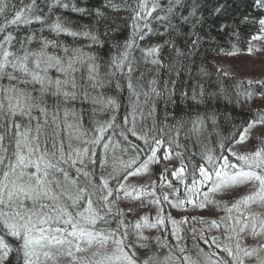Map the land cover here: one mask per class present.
<instances>
[{
    "label": "snow or ice",
    "instance_id": "6c2138e0",
    "mask_svg": "<svg viewBox=\"0 0 264 264\" xmlns=\"http://www.w3.org/2000/svg\"><path fill=\"white\" fill-rule=\"evenodd\" d=\"M243 2L252 11L239 23L256 26L246 49L251 54L260 50L252 42L264 41V0ZM41 4L47 13L37 0L19 9L0 0V264H191L181 244L190 222L201 225L191 233L209 247L206 264H264V131L258 146L247 143L254 129L264 128V106L252 107L264 101V78L236 81L230 89L181 87L183 115L174 99L179 68L215 39L202 31V0H102L91 11L72 4L73 11L95 19L78 27L49 15L69 8L65 0ZM231 6L217 0L209 15L219 18ZM33 23L39 30L19 36L9 30ZM226 28L221 23L216 30ZM122 34L126 38L101 54L107 39ZM230 36L239 39L237 28ZM214 47L217 55L237 53L234 45ZM145 71L155 75L148 78ZM161 71L170 78L162 87ZM200 72L209 75L203 67ZM125 89L128 112L117 134L121 104L110 93ZM158 104L163 122L157 120ZM201 136L213 146L187 154L181 140L198 142ZM161 149L167 163L160 184L128 183L160 161ZM160 186L168 191L158 195ZM124 200L154 206V219L143 215L125 223L119 207ZM189 209L214 211L215 218L172 214ZM162 250L167 254L161 259Z\"/></svg>",
    "mask_w": 264,
    "mask_h": 264
},
{
    "label": "trees",
    "instance_id": "16d2710c",
    "mask_svg": "<svg viewBox=\"0 0 264 264\" xmlns=\"http://www.w3.org/2000/svg\"><path fill=\"white\" fill-rule=\"evenodd\" d=\"M7 2L10 3L11 5H15V7L19 9L20 7L26 5L29 2V0H7ZM65 2H68L70 4L69 8L67 9L61 8V7L54 8L52 13H50L49 15L50 16H60L61 18H66L67 20L71 21L73 27L84 26V25L91 26L95 23V19L91 15L73 11L71 7L72 4H75L77 7L86 8L89 11L100 7L102 4V0H65ZM216 2L217 0H202V3H203L202 15L205 18V24L203 25L202 31L204 33H208L211 36L215 37V39L211 41L210 43H206L199 55L192 57L190 60H186L184 62L183 67L179 68L181 72V76L177 80V89H176L177 95L174 97V99L176 100L177 104L180 105L181 115H183V111H184V100H183V97L179 95L181 87L187 88L189 85H194L196 83H202L204 87L208 90H215L216 87L221 84H224L230 89L231 86L236 81H241L240 79H237L235 76H231L229 74L227 78L223 77L222 75L217 74L216 69L218 68L217 67L215 68V65L212 63V57L216 55V51L214 47L215 44H219L220 46L224 47L226 50H228L230 46L232 45H234L237 50L243 49L244 46H246V42L248 41V38L252 34H255L256 26L250 25V24L248 25L240 24L239 19L241 15L247 14L248 12H251L252 10L247 9L244 6L243 0H230V3L232 6L228 8L227 12L223 16L216 18V17L209 15V10L211 9L212 6L216 4ZM37 3L40 4L41 7H44V13L48 12L47 7L41 4V1L37 0ZM7 11L9 15H11L13 9L10 7ZM44 13H41V14L43 15ZM221 23L228 25V28L225 29L224 33H218L216 30L219 24ZM40 27L41 26L39 24L33 23L32 25H29V26H24V25H20L18 27L13 26L9 30L13 31L15 35L19 36V35H22L28 32L37 31L39 30ZM121 27H123V25H121ZM233 28H237V30L239 31V39H236L230 36L231 30ZM45 35H48L47 31L45 32ZM124 38H126V35L122 34L115 38L107 39L105 41V48L100 50L101 54H103L104 52H107L110 45L112 43H115L116 39L123 40ZM60 39L64 40L67 43L72 42L71 37L61 36ZM153 42H156L155 39ZM170 52H171L170 49H166L163 53L166 61H168L171 58ZM201 67L207 70L209 74L207 77H204L201 75V72H200ZM221 73H224V72L221 71ZM145 75L146 77L151 78L152 76L155 75V73L145 71ZM173 78L175 79V77ZM158 79L160 81L161 87L165 83L170 82L169 75L164 73L163 71L159 73ZM110 94L115 95L121 104L120 111L116 115L117 127L115 131L118 134L120 131L119 126L121 123V118L122 116L126 115L128 112L129 93L127 89H125L122 92H119V93L112 92ZM169 107L172 108L171 105ZM252 107L254 108V103ZM223 108H224L223 102L221 101L220 102L221 111H223ZM163 110L164 109H163L162 104H158L157 105V120H159L160 122H163V116H162ZM172 110L175 111L176 109L172 108ZM229 111H231V106H229ZM237 111H239V109H237ZM108 116L109 114H105L104 116H101L100 119L102 120L107 119ZM168 123L170 124L172 123V121L169 120ZM221 131H223V129H221ZM182 136H183V133H182ZM121 138H119V136L117 135L115 139H119L121 141L120 147H124L125 146L124 141L122 140L123 138L122 139ZM129 140L132 143L139 145L141 148L144 147L143 142L137 140L135 137L129 136ZM181 143L186 145L187 154H196L202 150H205L206 148H210L213 146V143L211 141L205 140L203 136L200 137L198 142H193L192 140L182 139ZM96 151H97V155H101L103 153L102 148H98L96 149ZM161 152H163V149H161ZM115 154L116 155L121 154L119 147L116 149ZM192 158L194 162L199 161L198 155H194Z\"/></svg>",
    "mask_w": 264,
    "mask_h": 264
},
{
    "label": "rangeland",
    "instance_id": "374dc122",
    "mask_svg": "<svg viewBox=\"0 0 264 264\" xmlns=\"http://www.w3.org/2000/svg\"><path fill=\"white\" fill-rule=\"evenodd\" d=\"M247 44L248 41L246 42V46H244L243 49L237 50V53L234 56H224L222 54L214 55L212 57V63L215 65V68L217 67L221 71L233 75L240 80H245L247 78H252V79L264 78V41H253L252 42L253 46L260 50L253 51L251 54H249L246 50ZM254 105L255 108L264 106V101L258 99L254 102ZM261 131H264V128H262L261 126H258L256 129L253 130L252 138L247 142L248 147L250 149L253 148L254 146L259 145L260 136L258 135V133ZM241 150L243 151V149ZM121 155L122 154H118L117 156H121ZM130 155L131 154L128 153V155L123 156V159L127 160L128 156ZM166 163L167 162H165L161 158L157 164L150 165L148 173H143L139 177H130L128 183H130L133 186L139 187L145 184L150 185L152 181H155L156 184L159 185L160 184L159 176ZM172 163L175 164L177 162L173 161ZM156 191L158 195H162V193L167 192L168 189L167 187L160 186L157 187ZM238 191L240 194H243L246 191V189L244 186H241ZM119 207L122 208L126 213L125 223H128L129 221H133L134 219L143 215H148L154 219L156 214V208L154 206H149L145 208L142 205H140V202L138 200L121 201ZM129 207L133 208L134 212H128ZM172 214L177 219H180L182 216H188L189 218L195 216L197 218V221L200 218H204V219L215 218V212L209 211L208 209H203V210L189 209L186 212H176L175 210H173ZM114 226L115 225H113V227ZM193 227L199 229L201 225L197 222H190L189 224L183 227L182 234L184 239L181 241V244L186 248L184 255L190 257L191 264H206L205 254L209 253L210 251L209 247L199 239L195 241L192 239L191 229ZM152 231H153V235H155V230ZM211 234L215 235L216 233L213 232ZM197 235H199V233H197ZM205 235L207 236L209 234L206 233ZM168 240L174 243V241H172L171 236L168 237ZM201 249H203L202 252ZM89 254L90 253H84L81 255L87 256ZM166 254L167 251L162 250L160 252V258L162 259ZM141 255H143V253H141ZM169 264H173V262H169Z\"/></svg>",
    "mask_w": 264,
    "mask_h": 264
},
{
    "label": "bare ground",
    "instance_id": "6f19581e",
    "mask_svg": "<svg viewBox=\"0 0 264 264\" xmlns=\"http://www.w3.org/2000/svg\"><path fill=\"white\" fill-rule=\"evenodd\" d=\"M38 1H41V0H38ZM234 68H235V66H234ZM229 75H230V74H229ZM231 76H233V75H231ZM254 108H255V105H254ZM158 156H160V157L162 158V152H161V151L158 152ZM168 179L171 180L172 177H170V175H169V176H168Z\"/></svg>",
    "mask_w": 264,
    "mask_h": 264
}]
</instances>
